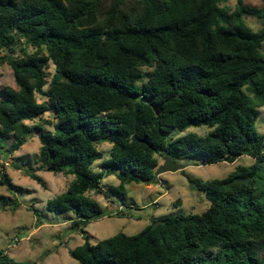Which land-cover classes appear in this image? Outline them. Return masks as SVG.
Here are the masks:
<instances>
[{
	"label": "trees",
	"instance_id": "1",
	"mask_svg": "<svg viewBox=\"0 0 264 264\" xmlns=\"http://www.w3.org/2000/svg\"><path fill=\"white\" fill-rule=\"evenodd\" d=\"M229 2L0 0V62L17 86L0 91V145L11 139L8 152H15L36 133L37 162L74 176L47 209L72 214L71 228L84 239L70 252L79 264H264V134L256 129L264 107V6ZM248 17L261 28L253 30ZM21 45L24 54L15 56ZM48 111L52 131L26 123ZM202 126L210 129L205 135H173ZM103 142L111 144L106 159L97 148ZM232 156L254 163L206 183L181 171L206 193L204 213L161 217L136 235L90 242L85 228L107 211L87 192L103 189L106 172L117 173L112 190L125 195L128 184L155 183L168 158L214 165ZM8 185L14 188L0 170V187ZM0 264L37 263L0 250Z\"/></svg>",
	"mask_w": 264,
	"mask_h": 264
},
{
	"label": "rangeland",
	"instance_id": "2",
	"mask_svg": "<svg viewBox=\"0 0 264 264\" xmlns=\"http://www.w3.org/2000/svg\"><path fill=\"white\" fill-rule=\"evenodd\" d=\"M236 2L237 0H230L228 4L234 8ZM244 3L257 8L264 6L261 0H244ZM246 21L255 31L261 28V23L255 18L248 17ZM22 49L24 45L17 48L15 56L23 55ZM26 51L33 53L36 49L28 46ZM5 55L6 51L0 50V61ZM47 72L50 83L55 72L52 64ZM6 86L17 88L12 68L7 63L0 62V91ZM36 96L39 103L47 101L42 95ZM259 111L256 129L264 134V107ZM47 121H53L50 111L40 119L26 123L30 126L38 124L47 131H52L53 128L46 124ZM209 131L205 126L190 127L185 132L176 131L173 135H205ZM11 141H1L0 145L5 148L0 150V170L10 177L11 185H14L12 190L9 185L0 187V250L17 261L79 264L70 252L83 245L84 239L81 232L71 228L74 220L70 217L72 214L55 215L47 209V202L65 193L75 179L74 176L54 174L37 162L41 143L36 133L31 134L28 142L15 152H8V144ZM97 148L104 154L105 159L110 157L111 144L103 142L98 144ZM253 163V158L242 156L232 163L223 161L214 165H203L202 161L195 157L181 164L186 166L183 169L190 177L206 183L213 179H224L238 166H250ZM99 165L100 163H96L95 170H100ZM28 170L39 175L45 186L32 179L26 172ZM119 184L116 172H106L102 182L103 189L87 192L89 198L98 201L107 211L103 218L85 228L92 244L119 233L136 235L161 217L202 214L210 206L206 193L192 188L181 171L164 173L151 185L128 184L125 195L112 190ZM33 209H36L37 213ZM119 211H124L125 217L118 215Z\"/></svg>",
	"mask_w": 264,
	"mask_h": 264
},
{
	"label": "water",
	"instance_id": "3",
	"mask_svg": "<svg viewBox=\"0 0 264 264\" xmlns=\"http://www.w3.org/2000/svg\"><path fill=\"white\" fill-rule=\"evenodd\" d=\"M154 111L156 113V115H160L162 112V105H157L154 107ZM236 159L235 156H232L230 158L227 159L228 162L232 163L234 162ZM183 170V165L181 163H176L174 161H172L170 158L166 159L164 161L163 164H161L156 172H155V176L159 177L164 173L167 172H179ZM161 224V221H156L155 222V227L159 226Z\"/></svg>",
	"mask_w": 264,
	"mask_h": 264
}]
</instances>
